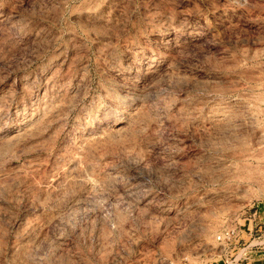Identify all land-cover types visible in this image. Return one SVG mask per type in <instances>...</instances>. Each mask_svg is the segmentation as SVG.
Wrapping results in <instances>:
<instances>
[{
	"label": "rangeland",
	"instance_id": "obj_1",
	"mask_svg": "<svg viewBox=\"0 0 264 264\" xmlns=\"http://www.w3.org/2000/svg\"><path fill=\"white\" fill-rule=\"evenodd\" d=\"M248 220L264 0H0V264L260 263Z\"/></svg>",
	"mask_w": 264,
	"mask_h": 264
},
{
	"label": "built area",
	"instance_id": "obj_2",
	"mask_svg": "<svg viewBox=\"0 0 264 264\" xmlns=\"http://www.w3.org/2000/svg\"><path fill=\"white\" fill-rule=\"evenodd\" d=\"M252 223H254V221ZM247 233L250 235V237H254L252 241L256 240V243L250 246V249L253 250V248H261L260 250H263L264 249V222L256 223L253 226V228L248 230ZM235 237H236L235 229H227L226 231H224V233L221 236L218 237V240L225 244H229L235 239ZM250 243L248 245H245L244 243L243 245H241L242 246L241 249L247 250V248H249ZM248 260H249L248 256H245L241 261L235 260V258H233L231 259V263L232 264H240V263L243 264V262H246ZM261 261L264 264V257L261 259ZM223 262L224 264L227 263L225 260Z\"/></svg>",
	"mask_w": 264,
	"mask_h": 264
},
{
	"label": "crops",
	"instance_id": "obj_3",
	"mask_svg": "<svg viewBox=\"0 0 264 264\" xmlns=\"http://www.w3.org/2000/svg\"><path fill=\"white\" fill-rule=\"evenodd\" d=\"M248 222L249 223H248L246 229L242 231V232H244L247 235H249V234L246 233V232H248V230H250L251 228H253V226L255 225V224L251 223V221H249V220H248ZM238 232H239V234L241 233L240 231H238ZM243 244H244V242L241 245H243ZM259 261H260V263L258 262V260H251V261H246L244 264H263V262L261 261V259Z\"/></svg>",
	"mask_w": 264,
	"mask_h": 264
},
{
	"label": "bare ground",
	"instance_id": "obj_4",
	"mask_svg": "<svg viewBox=\"0 0 264 264\" xmlns=\"http://www.w3.org/2000/svg\"><path fill=\"white\" fill-rule=\"evenodd\" d=\"M52 97V96H51ZM51 103V102H50ZM124 104V103H123ZM21 108V107H20ZM46 108V107H45ZM47 110H49V109H47ZM122 112V111H121ZM42 113H44V112H42ZM49 115V114H48ZM55 117V116H54ZM115 118V117H114ZM50 120V119H49ZM30 121V120H29ZM34 122H36V121H34ZM22 123V122H21ZM32 124V123H31ZM34 124V123H33ZM10 125V124H9ZM14 126V125H13ZM12 126V127H13ZM42 127V126H41ZM46 127V126H45ZM14 129H15V127H13ZM12 128V129H13ZM25 129V128H24ZM42 129V128H41ZM44 129V128H43ZM11 130V129H10ZM119 130V129H118ZM12 131V130H11ZM3 133V132H2ZM116 133V132H115ZM40 134V133H39ZM97 138V137H96ZM95 139V138H94ZM93 140V139H92ZM87 144V143H86ZM75 163V162H74ZM76 164V163H75ZM77 165V164H76ZM67 174V173H66ZM80 178V177H79ZM69 179H70V177H69Z\"/></svg>",
	"mask_w": 264,
	"mask_h": 264
}]
</instances>
